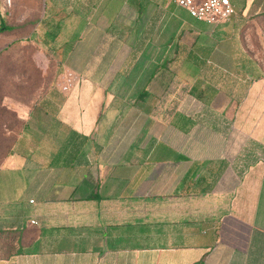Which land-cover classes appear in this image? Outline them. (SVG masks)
Wrapping results in <instances>:
<instances>
[{
  "label": "crops",
  "instance_id": "0c3cea01",
  "mask_svg": "<svg viewBox=\"0 0 264 264\" xmlns=\"http://www.w3.org/2000/svg\"><path fill=\"white\" fill-rule=\"evenodd\" d=\"M232 3L44 0L71 82L0 168V264H264V0Z\"/></svg>",
  "mask_w": 264,
  "mask_h": 264
},
{
  "label": "rangeland",
  "instance_id": "374dc122",
  "mask_svg": "<svg viewBox=\"0 0 264 264\" xmlns=\"http://www.w3.org/2000/svg\"><path fill=\"white\" fill-rule=\"evenodd\" d=\"M43 4L44 0H0V21L11 27L0 33V168L25 127L24 110L56 97L64 80L71 82L66 81L64 59L58 54L62 44L43 41Z\"/></svg>",
  "mask_w": 264,
  "mask_h": 264
},
{
  "label": "built area",
  "instance_id": "2783aa9c",
  "mask_svg": "<svg viewBox=\"0 0 264 264\" xmlns=\"http://www.w3.org/2000/svg\"><path fill=\"white\" fill-rule=\"evenodd\" d=\"M185 8L189 14L209 24L229 20L237 14L232 0H173Z\"/></svg>",
  "mask_w": 264,
  "mask_h": 264
},
{
  "label": "trees",
  "instance_id": "16d2710c",
  "mask_svg": "<svg viewBox=\"0 0 264 264\" xmlns=\"http://www.w3.org/2000/svg\"><path fill=\"white\" fill-rule=\"evenodd\" d=\"M9 30H11V27L8 26L4 20H1V21H0V33L6 32V31H9ZM1 234H6V235H7L8 232H7V231H5V232L1 231V232H0V235H1ZM9 238H10V236H9ZM17 251H18V252H21L22 250L19 249V250H17ZM7 252H13V251L11 250L10 244H9V247H7V249L3 251L4 254L7 253Z\"/></svg>",
  "mask_w": 264,
  "mask_h": 264
}]
</instances>
